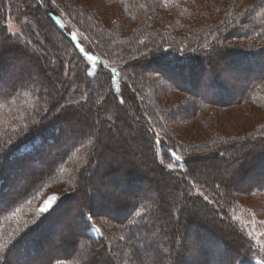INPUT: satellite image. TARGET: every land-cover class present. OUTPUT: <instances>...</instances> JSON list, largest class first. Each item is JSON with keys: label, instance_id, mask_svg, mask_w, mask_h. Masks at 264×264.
Returning <instances> with one entry per match:
<instances>
[{"label": "rangeland", "instance_id": "374dc122", "mask_svg": "<svg viewBox=\"0 0 264 264\" xmlns=\"http://www.w3.org/2000/svg\"><path fill=\"white\" fill-rule=\"evenodd\" d=\"M13 1L6 0L4 2L6 4L3 3L4 22L1 24L5 27L6 34H0V89L4 85L10 84L9 78L19 77L23 72L32 73L37 67L43 70L46 79L45 83L39 86L41 94L39 99L30 97L34 95L31 93L16 92L19 95L7 97L3 104L0 103V143H4V140L12 133L14 136L20 129L26 128V125L29 126L37 121L41 125L44 123L43 126H48L47 128L43 127L45 131L50 129L49 132H51L53 127L57 126L58 133L62 134L58 139L51 135L53 140H48L47 145L44 144V148H49L50 155L46 153L47 155H43L42 160H30L23 163L26 166H32L34 170L29 167H20L18 164L12 166L10 161L5 165L3 174L7 175L9 185L6 184L8 191L11 192L8 198L20 191L22 187L27 186L29 178L32 175L34 177L37 171L40 170L38 175L43 174L45 169L51 165L52 160L58 157L56 152L59 151L58 154H60V151L65 149V143L69 141H76L75 144L85 143V140H88V135H91L95 141L90 143V148L95 143L97 148L87 159H85L84 152L77 153L76 149L68 157H64L65 166L74 169L73 181H71L72 174L69 173L64 177L58 167L56 174L51 175L53 180L42 188L39 201L32 207V210L38 213V209L50 196L54 195L58 198L53 208L59 204L60 210L47 220L48 227L42 230L44 235L42 239L46 241L47 238L52 237L50 244L48 245V242L45 243L43 240L39 249L35 250L34 246L32 247L35 250L34 253L27 245L18 248L16 251L20 252L12 260L13 264H40L39 262L45 264L58 256L63 248H68L63 244H69L74 236L79 234L77 231L78 222L72 221L75 220L79 212H82V215L87 214L91 221L99 223L101 227L100 235L96 229L92 230L95 236H100V242L82 244L83 251L76 254L77 262L81 261L84 264H115L118 257L123 255V247L118 249V244L113 240L117 236V230L122 227L126 230L129 243L122 242L125 238L123 232L119 230V244L126 247L124 253L128 255V260L120 262V264H221L223 260L229 259L231 251L236 254L237 250H241L243 247V251L246 253L244 256L249 258L250 264H264V188L259 185L251 186L255 185L254 180H263L264 182L263 160L252 158L245 161L241 150V153L232 150L235 146L232 149H224L222 156L216 153L209 157L210 144L202 141L209 137V132L204 131L199 122H193L177 127L179 143L183 144V147L176 153L177 155L166 148L160 149L159 159L161 162L158 166V162L153 160L152 140L148 138L147 131L146 134L141 123L137 121V117H135L137 114L131 116V112L124 107V104L120 108L117 107L116 97L109 91L107 83L101 80V72L96 71L100 65L99 60L93 53L86 52L90 49V39L86 34H80L67 22L61 23L69 29V33L87 59L88 62L84 61L85 64L90 63L91 65L88 68V64L86 75L92 73L88 77L93 79L94 91L90 97L85 94L88 89H83L85 95L82 94L84 95L82 101L79 100V103L72 101L73 110L69 113L62 112L63 109H59V107L63 106L67 99L69 100V96L58 97L66 86L69 71L67 74L64 73L63 66H60L56 59L59 56L60 46H63L65 42L51 29L39 7V9L37 8L39 13L35 12L34 0H16L21 10L19 17L16 18L13 16V10L15 11V1ZM62 2L65 6L74 3L92 13L102 12L103 18L99 19L110 28H115V22L118 20L131 22V17L135 13V7L129 6L123 0H121L122 5L112 2L107 6L103 4L105 0H62ZM185 6V3L182 4L177 18L183 22L195 21L197 27L209 24L208 22L218 20L220 17L221 4L219 0H194L188 5L190 13L185 9ZM161 14L164 16V21L178 16L172 13L161 12ZM76 18L79 16L72 17V19ZM56 21L59 23V19ZM128 28L134 30V26ZM167 48L169 47L167 46ZM223 53L202 62L205 67H203L205 71L202 73L208 78L201 77L203 83L199 93L203 96L204 92H209L208 87L210 86L207 84L215 83L216 79H220L219 100L222 103H227L224 107L211 108L213 113L209 123L212 128L216 129L211 133L219 132L225 137L228 135L233 137L246 132L264 120V113L255 107L232 102L237 98L239 89L248 85L249 81L247 80L252 75L263 72L264 59L262 62L261 57L259 60L254 59L255 61L253 60L251 66L248 67L249 73H243L237 67L240 62L234 66L231 61H228L226 52ZM119 54L116 52L114 59ZM89 56L94 59L89 60ZM144 61L143 73L139 72L144 79L147 80L148 75L157 76L154 73L165 76L160 61H150L148 58ZM152 62H154L153 65ZM64 65L69 66L70 60L66 59ZM58 69L66 76L59 78L57 76ZM67 69L70 68L67 67ZM245 75L246 77L243 78L242 76ZM199 83L201 82L199 81ZM262 86L264 87V83ZM51 87H55L56 92H52ZM184 95L182 91H176L165 95L166 99L164 98L163 101L168 104L180 102ZM39 100L41 101L39 102ZM88 100L96 105L95 110L93 105L91 110L85 109ZM39 111L42 116L35 117ZM115 114L119 116H115ZM7 119L12 120L13 124H3ZM14 121H17L16 124ZM5 129L7 130L6 135H4ZM204 143L205 145H203ZM0 146L2 145L0 144ZM262 154H264V149ZM176 156L181 159L176 160ZM251 157H255V151L251 153ZM2 159L9 158L0 155V160L2 161ZM96 161L98 166L94 173L89 168ZM58 162L54 163L49 172L56 168ZM184 162L187 163L188 172ZM169 164L172 165V168L168 167ZM109 165L121 166L123 172L125 170L134 172V175L140 173L137 174L134 183L133 180L127 182L119 168L115 170L116 172L109 174L107 178L108 172L112 171L107 170ZM155 165L158 167L155 168ZM43 166L44 170L41 169ZM102 171H104L103 175ZM173 172L179 174L174 175ZM2 178L0 177V179ZM80 178L81 181H79ZM209 180L212 188H208L205 184ZM77 190L76 193L78 197L81 195L80 198L72 195L67 197L65 202H59L64 194ZM112 193L120 195V197H125L126 193H129L130 198H135L137 195L142 196L146 199V204L153 205L152 212L156 209L154 202L160 203L164 208L158 210V213H154L156 224L152 230L154 240L149 239L153 246L149 250L150 254L142 257L143 260L137 259L135 254L136 252L138 255L141 253L142 256L141 251L147 248V244H145L146 242L141 244L143 247L138 244L137 247L134 240V224L130 217L122 223L113 221L114 219L111 217L118 218L125 210V208L117 207V199L110 196ZM187 195H190L191 199H188ZM227 195L234 196L231 197L232 203L230 204L225 202L230 199L226 197ZM186 214H188V218L185 217ZM16 223L19 225L21 222L16 221ZM54 223L58 226L53 228ZM9 228L10 224L5 231L1 232V235ZM237 230L241 236L237 234ZM35 235L41 236L40 232ZM78 247L71 250L74 255L79 249ZM128 247L131 248L132 253ZM206 250L208 251L207 255ZM119 251L122 252L118 254Z\"/></svg>", "mask_w": 264, "mask_h": 264}, {"label": "trees", "instance_id": "16d2710c", "mask_svg": "<svg viewBox=\"0 0 264 264\" xmlns=\"http://www.w3.org/2000/svg\"><path fill=\"white\" fill-rule=\"evenodd\" d=\"M14 1L15 11L13 10V16L16 18L19 17L21 10L18 2L16 0ZM123 1L129 4V6L135 7V13L131 17L132 21L124 22L118 20L115 22L116 27L110 28L104 25L99 19L100 17L103 18L102 12L92 13L83 7H78L74 3L65 6L62 0H34L35 12L37 13L40 8L45 19L49 22L51 29L65 42L63 46H60L59 56L56 60L60 66H63L64 73L67 74V71H69V76L66 80L65 88L58 98L69 96V100L67 99L63 108L59 107V109H63L62 112L64 111L65 113L71 112L74 107L72 101L79 103L85 94L92 97L91 93L94 91L93 79L88 77L89 75H86L87 69L91 65L90 63L85 64L84 61H87V59L80 51L75 39L69 33V29L63 24L67 22L70 26L76 28L80 34L84 33L90 39V49L86 50V52L93 53L99 60L100 65L96 68V71L101 72V80L107 83L109 91L116 97L117 103L115 104H118L117 107L120 108L124 104V107L131 112V116L137 114L135 116L137 117V121L141 123L145 133L146 131L148 133V138L152 140L153 160L155 159V162L157 161L159 163L156 162L158 166L161 162L159 159L160 149L166 148L174 155H177L176 153L181 151L183 147V144L179 143L180 139L177 135V127L193 122H199L203 130L209 132V137L202 140L206 141V144H210L211 151L209 152V157L216 153L222 156L225 151L224 149H232L235 146L232 150L234 152L237 150L240 153L242 151L243 153L241 154L245 156V158L243 157L245 161L252 158H261L264 163V154H262L264 149V120L255 124L253 128L246 132L233 137L232 135L225 137L218 130V133H211V131H216L209 123L213 113L211 108L224 107L227 103H222L219 100L218 90L220 89V79H216L215 83L209 82V85L207 84V86H210L208 87L209 92H204L203 96L199 93L203 83L201 77L203 76L204 79L208 78L202 73L205 71L203 70L204 64H202L205 60L215 58L219 54L222 55L224 54L223 52H226L225 55L228 61H231L234 66L240 62L237 67L243 73H249L248 67L251 66L254 59L259 60L261 57V62L263 61L264 0H219L221 4L219 19L210 21L208 22L209 24H204L201 27H197L195 21H190L189 23L177 18L179 17V9H181L184 3L187 6H185V9L189 13L191 12L188 5L194 0ZM4 2L6 0H0L1 35L6 34L5 27L1 24L4 22L3 5L6 4ZM112 2H117L122 5L121 0H105L103 4L107 6ZM177 3L181 4L177 5ZM28 6L32 8L30 5ZM161 12L177 14L178 16L164 21V16ZM71 16L74 18L75 16H79V18L72 19ZM56 19H59V23ZM129 26H134V30L129 29ZM116 52L120 53L117 56L119 60L117 58L114 59ZM229 55L231 57H228ZM147 58L150 61H160L163 65L162 69L165 76L154 73L157 76L148 75L147 80L144 79L139 72H142V65ZM66 59L70 60L69 66L64 65ZM236 61L238 62L235 64ZM154 62H152V65ZM51 64H53V61H51ZM88 64L89 67L87 68ZM67 67L70 69H67ZM64 73L58 69L57 76L63 78L66 76ZM242 77L245 78L246 75ZM45 79L43 70L39 67L32 73L23 72L19 77L9 78L8 82L10 81V84L4 85L0 89V103L3 104L7 97L19 95L16 92H20V94L31 93L34 95L30 97L39 99L41 96L39 86L45 83ZM247 81H249L248 85L239 89L237 98L232 102L249 104L264 113V87L262 86L264 83V70L261 74L252 75ZM70 87L72 88L70 89ZM97 87H99L98 84ZM83 89H88V92L84 94ZM51 91L56 92V88L51 87ZM176 91H182L185 94L184 98L180 99V102L177 101L173 104H168L163 101L166 97L165 95ZM11 101L14 102V100ZM92 105L95 110L96 105L88 100L85 109L88 111L91 110ZM40 111L35 114V117L42 116ZM140 111L142 112L140 113ZM115 116L119 115L115 114ZM14 122L16 124L17 121ZM5 123L11 125L13 121L7 119L3 122V124ZM43 124L31 123L26 128L17 131L14 136L12 133L4 140V143H0L2 145L0 146V155L9 158L0 160V177H3L0 179V264H13L12 260L20 252L16 250L20 247L25 245L31 247L32 253L41 247V243L43 240L45 241V239H42L44 236L42 230L48 227L47 220L60 210L59 204L53 209H50L48 213L39 216L36 211L32 210V207L39 201L38 199L43 190L42 188L53 180L51 175L56 174L58 167L59 172H62L61 175H64V177L69 173L72 174L71 181H73L74 169H69L68 166H65L66 164L63 159L64 157H68L75 149L77 153L84 152L85 159L97 149L96 143L91 145L90 148V143L95 141L91 135H88V140H85V143L75 144L76 141L65 143V149L60 151V154H58L59 151L56 152L58 157L52 160L51 165L45 169L43 174L38 175L40 170L37 171L34 177L32 175L29 178L30 180L27 186L22 187L20 191L15 192L13 196L8 198L11 192L8 191L9 181L7 175L3 174L5 165L10 161L12 166L18 164L20 167H29L34 170L32 166L24 165L25 162L37 159L42 160L44 158L43 155H47L46 153L50 155L49 148H44V144L47 145L48 140H53L50 137L51 135L52 137L55 136V139H58L60 137L59 135L62 134L58 133L57 126L53 127L51 132H49L50 129L45 131L43 127L47 128L48 126H43ZM4 133V135L7 134L6 129ZM55 133L58 134L55 135ZM97 145L99 146L98 143ZM198 151H200V148H198ZM253 151H255V157H251ZM56 161H59L56 168L49 172ZM183 164L188 172L187 163L184 162ZM97 166L96 161L89 169L95 173ZM109 166L113 168L111 169ZM109 166L107 170L112 171L108 172L107 178L109 174L116 172L115 170L117 168L123 172L121 166ZM157 167L155 165V168ZM164 168L166 170V167ZM41 169L44 170V166ZM170 171L172 172V170ZM133 173L126 170L123 172L125 175L123 177L127 182H132L133 180L134 183V179L137 178V174L140 172L135 175ZM103 174L104 171H102ZM173 174L178 175L179 173L173 172ZM191 179L194 180V178ZM79 181H81V178ZM254 181L255 185L252 184V187L259 185L264 188L263 180ZM83 183H85L84 180ZM205 184H207L208 188L213 187L210 180L207 183L205 182ZM222 190L224 189L222 188ZM76 192L78 190L66 195L64 194V197L59 202H65V199L72 195L80 198L81 195L78 197ZM128 195L129 193H126L124 195L125 197H120L117 194H110L112 198L117 199V207L125 208L124 212L120 214V217H111L117 223H122L126 218L130 217L132 224H134V240L137 247L138 244L140 247H143L141 244L145 242L147 244V248L141 251L142 256L139 250L138 252L140 254L138 255L137 252L135 254L137 259L143 260L144 257L150 254L149 250L153 246V243L151 240L149 242V239L152 238L154 240V233L152 232L153 227L156 226L154 213H158V210H161L163 207L160 203L157 204L154 202L156 209L152 212L151 207L153 205L146 204L145 198L139 195L135 196V198H130ZM187 196L188 199H191L190 195ZM226 197L230 199L225 202L227 204L232 203L231 197L234 196L227 195ZM89 213L91 214V211ZM80 215H82V212H79L75 220H72L78 222V236H74L69 244H63L68 246V248H63L59 252V255L53 258L55 260L52 259L45 264H58V262L59 264H84L81 261L77 262L78 257L76 256V254H79V251H83L82 244L100 242V224L91 221L87 214ZM185 217L188 218V214ZM158 218L160 217L158 216ZM15 220L21 223L17 225ZM33 221L36 222L33 223ZM110 223L112 224V221ZM9 224V230L1 235V232L5 231ZM55 226H58V224L54 223L53 228ZM93 229H96L99 235L95 236L92 233ZM119 230L123 232L125 238L122 242L129 243L126 230L123 227L117 231L119 232ZM38 232L41 234L40 237L35 235ZM118 232H116L117 236L114 237L113 241L119 245H117L118 249L119 247H123V255L118 257L119 259L116 260L115 264H120V262L128 260V255L124 253L126 247L119 244L118 236L120 235ZM237 234L241 236L238 230ZM51 238H47L45 243L48 242L49 245ZM33 246L35 250L32 249ZM76 246H79V249L74 255L71 250H74ZM243 249L244 247L241 250H237L238 253L236 254L231 251L229 259L223 260L221 264H250L249 258L244 256L246 253ZM128 250L132 253L130 247H128ZM122 251L117 253L120 254ZM113 252L116 251L113 250ZM207 253L208 251L206 250V255ZM39 263L41 264L42 262Z\"/></svg>", "mask_w": 264, "mask_h": 264}, {"label": "snow or ice", "instance_id": "6c2138e0", "mask_svg": "<svg viewBox=\"0 0 264 264\" xmlns=\"http://www.w3.org/2000/svg\"><path fill=\"white\" fill-rule=\"evenodd\" d=\"M88 59H89V60H92V59H94V57L89 56ZM91 74H92V73L90 72L89 75H91ZM121 102H123V101H121ZM60 107L63 108V106H60ZM36 123L38 124L39 122L37 121ZM25 127H27V125H26ZM175 158H176V160H180V159H181V157H179V156H176ZM168 167H169V168H172V165L169 164ZM217 187H219V185H217ZM57 199H58V198H57L56 196H54V195H53V196H50V197L44 202L43 206L40 207V208L38 209V213H37V215L39 216V215H41V214L48 213V212L50 211V209H53V206H54L55 202L57 201ZM35 222H36V221H33V223H35ZM58 264H59V262H58Z\"/></svg>", "mask_w": 264, "mask_h": 264}]
</instances>
